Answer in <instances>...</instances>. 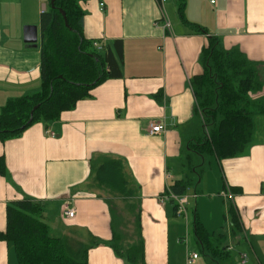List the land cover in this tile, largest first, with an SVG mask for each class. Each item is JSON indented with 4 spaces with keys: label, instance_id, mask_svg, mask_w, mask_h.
Instances as JSON below:
<instances>
[{
    "label": "crops",
    "instance_id": "0c3cea01",
    "mask_svg": "<svg viewBox=\"0 0 264 264\" xmlns=\"http://www.w3.org/2000/svg\"><path fill=\"white\" fill-rule=\"evenodd\" d=\"M44 2L0 0V113L9 100L41 87ZM82 6L88 39L105 47L123 41L122 76L93 88L90 97L63 112L59 120L38 122L20 136L0 139V157L6 165V173L0 174V232L7 227L8 206L31 200L42 204L43 220L53 236L73 237L88 245L98 242L88 251L89 264H128L112 247L113 212L124 219L122 228L129 234L134 229L131 218L139 212L145 263L176 264L179 239L174 231L182 218L164 196L181 179L190 181L188 195L205 175L207 196L194 192L196 204L191 213L188 209V224L197 212L210 232L228 235L231 252L236 243L249 246L235 264L253 258L252 264H264V118H258L254 141L242 155L222 160L195 155L192 147L202 140L203 129L191 84L203 73L200 58L210 36L264 64V0H186L184 18L178 9L172 19L165 4L170 29L164 28L156 0H87ZM29 25L37 26L34 42L25 37ZM253 96H264V88ZM152 122L164 124L165 131L150 135ZM99 156L123 161L130 187L137 191L134 198L117 197L92 184V162ZM187 159H194L195 167L187 166ZM231 203L240 219L235 237ZM66 205L75 208L73 218L65 215ZM222 208L227 227L219 230ZM210 220L218 224L213 230ZM0 264H20L14 246L3 239Z\"/></svg>",
    "mask_w": 264,
    "mask_h": 264
},
{
    "label": "trees",
    "instance_id": "16d2710c",
    "mask_svg": "<svg viewBox=\"0 0 264 264\" xmlns=\"http://www.w3.org/2000/svg\"><path fill=\"white\" fill-rule=\"evenodd\" d=\"M84 1L87 0H55L53 7L50 0V8L41 13V87L5 104L0 113V139L20 136L38 122L48 125L59 120L63 112L90 97L93 88L107 79L122 76L123 41L115 40L103 50L93 46L94 42L84 33ZM185 5L186 0H179L182 18ZM198 31L206 33L203 27H198ZM200 62L203 73L193 77L191 84L203 129L202 140L195 146L202 151L192 147V153L215 155L220 160L242 155L254 141L258 118H264V96H253L264 88V64L250 60L239 47L225 48L218 36L209 37ZM193 161L187 159L185 163L194 166ZM5 173L2 156L0 174ZM92 184L125 199L134 198L137 193L130 187L123 161L112 156L93 159ZM189 185L188 179H181L169 188L183 195L187 194ZM176 210L175 204V214ZM229 215L231 235L235 237L240 232V219L232 203ZM131 219L134 229L129 234L123 229L124 219L113 212L112 247L128 264H146L140 213L136 212ZM193 230L208 256V264H235L226 244L228 235L210 232L197 212ZM0 239L14 246L20 264H89L88 251L98 244L53 236L43 220L42 204L26 199L8 206L7 227L0 232Z\"/></svg>",
    "mask_w": 264,
    "mask_h": 264
},
{
    "label": "rangeland",
    "instance_id": "374dc122",
    "mask_svg": "<svg viewBox=\"0 0 264 264\" xmlns=\"http://www.w3.org/2000/svg\"><path fill=\"white\" fill-rule=\"evenodd\" d=\"M46 4V8L49 9L50 8V0H45L44 2ZM178 4H179V0H168L166 2V8L169 14V17L172 19L173 17V11L174 10H178ZM178 12V11H177ZM177 16L179 17L178 13ZM205 166V165H204ZM201 173V171H200ZM203 183L198 187V188H191L190 192L188 195H190L189 198V203L187 205L190 213L191 210L193 209V207H195L196 204V198H193V194L196 191L198 193V197L200 195V197H204L207 196L206 192H205V175L203 177ZM120 203V202H119ZM222 203V201H221ZM120 205H122V203H120ZM202 208V206H201ZM204 211H205V207H204ZM209 211V210H208ZM225 208H222V210H220L219 213V219L221 222V225L219 226V230H223L227 227V222H226V218H225ZM208 214V212H207ZM214 215L213 211L209 212V216L212 218ZM217 216H218V210L215 208V220H217ZM215 220H210V222H207L208 225L211 227V229L213 230L215 228L214 225H216V227L218 226L217 223H215ZM190 224H191V228H190ZM192 221L190 219V222L188 224L189 229L187 230V221L182 218L181 221L176 224V228L174 231L175 236H178V245L175 244V249L178 251H176V264H188L187 259L189 255H193L194 253L199 254L200 258L198 260H196V262L194 264H208V256L205 254V252L202 250L200 244L197 242L194 230H193V225H192ZM217 229V228H216ZM180 238L182 239L180 241ZM185 238H188L187 241H185ZM188 242V244H187ZM179 249V250H178ZM243 251H247L249 252V246L245 245V243H240L234 245L232 247V255H233V260L235 261L238 260L240 258V252ZM255 259V258H253ZM253 259L249 260V263L247 264H252ZM236 263V261H235Z\"/></svg>",
    "mask_w": 264,
    "mask_h": 264
},
{
    "label": "built area",
    "instance_id": "2783aa9c",
    "mask_svg": "<svg viewBox=\"0 0 264 264\" xmlns=\"http://www.w3.org/2000/svg\"><path fill=\"white\" fill-rule=\"evenodd\" d=\"M159 5L161 6L162 16H163V25L164 28L170 29L171 23L166 15L165 10V4L168 0H156ZM216 0H212V3H215ZM100 6L102 9L106 7L104 2L100 3ZM47 10L46 6H43L41 8V13H44ZM93 46L98 50H103L105 48V45L101 41H94ZM165 131V125L159 122H152L149 129L150 135H156L161 132ZM48 133L52 136H56V132L52 130H48ZM164 200L172 201L174 204L177 205L176 215L179 218H184L187 221V227H188V221H189V213H188V203H189V197L187 194L178 195L170 188H168L166 195L164 196ZM65 215L68 218H73L75 216L76 210L73 207H70L69 205H66L64 208ZM188 230V228H187ZM188 238H185V241H187ZM188 243V242H187ZM199 257V254L194 253L193 255H189L187 262L188 264H193L196 262L197 258ZM247 257L245 256L243 261L245 262Z\"/></svg>",
    "mask_w": 264,
    "mask_h": 264
},
{
    "label": "water",
    "instance_id": "95a60500",
    "mask_svg": "<svg viewBox=\"0 0 264 264\" xmlns=\"http://www.w3.org/2000/svg\"><path fill=\"white\" fill-rule=\"evenodd\" d=\"M51 6H55V0H51ZM63 15H64V18H65V23L67 26H69L68 24V19L66 17V13L64 11H62ZM25 37H26V40L29 41V42H34L37 40V26L36 25H29L25 28ZM38 106H36L32 112H31V115H33L34 113V110L37 108ZM32 119V117H31Z\"/></svg>",
    "mask_w": 264,
    "mask_h": 264
}]
</instances>
